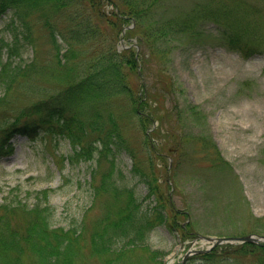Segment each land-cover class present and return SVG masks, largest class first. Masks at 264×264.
<instances>
[{"label":"rangeland","instance_id":"374dc122","mask_svg":"<svg viewBox=\"0 0 264 264\" xmlns=\"http://www.w3.org/2000/svg\"><path fill=\"white\" fill-rule=\"evenodd\" d=\"M158 3L140 24L129 20L132 27L128 36L126 26L118 35H112L110 24L104 21L102 25L106 34L103 40L115 36L119 48L129 45L134 49L137 72H132L130 81L136 96L142 89L141 95L147 101L144 108L148 106L156 116L153 130L149 122L142 124L132 112L127 96L107 100L105 106L120 121L128 146L135 154L133 159L125 150L116 153L115 168L124 174L117 182L133 190L141 200L140 210L149 212L152 218L157 201L153 194L147 198L145 185L133 173L137 159L144 170L152 165L155 185L166 201L162 211L170 219L169 228L154 221L148 226L143 242L147 247L126 245L125 248H132L125 255L130 264H180L188 250L208 245L193 240L198 234L264 235V0ZM238 6L236 14L240 21L234 22L233 14H227L225 9ZM101 9L109 13L110 6L101 4ZM208 11L219 23L208 17ZM11 19L8 10L0 15V38L7 42H11ZM159 19L181 26L188 21L190 25L185 31L150 37L153 22ZM36 26L35 23V50L27 47L18 59L17 55L12 58L22 63L34 62L45 70V84L52 94L54 60L53 64L41 65L52 59L51 44L47 31ZM244 40L256 48L244 51ZM7 51V47L0 50V60ZM35 98L33 92L13 87L0 107V116L10 117ZM159 119L163 120L160 126ZM192 131L211 141L202 145H196L195 138L182 144L178 141L181 134ZM9 140L11 150L0 155V203L8 198L31 205L41 190L48 189L52 224L68 228L83 219L85 231H89L104 209L102 196L93 200L91 184L97 181L107 162L100 160L98 166L94 159L70 162L68 140L54 135L31 140L16 134ZM210 143L223 160L221 166L211 157L207 160L205 151ZM150 144L155 148L152 151ZM177 144L179 153H172L170 148ZM238 248L233 244L219 253L227 255V264H261L260 253L241 252ZM82 263L99 261L86 256ZM184 264L214 263L189 254Z\"/></svg>","mask_w":264,"mask_h":264},{"label":"trees","instance_id":"16d2710c","mask_svg":"<svg viewBox=\"0 0 264 264\" xmlns=\"http://www.w3.org/2000/svg\"><path fill=\"white\" fill-rule=\"evenodd\" d=\"M159 1L0 0V15L8 10L12 16L9 24L12 27L11 42L0 38V50L3 47L8 49L6 57L0 60V88L3 90L0 107L7 101L13 87L36 95L32 102L23 105L10 117L0 116V155L11 150L9 138L14 134H24L32 140L54 135L68 140L70 162L94 159L97 166L100 160L107 162L97 181L91 184L93 200L102 196L104 209L92 222L89 231H85L83 219L68 228L52 224L53 207L49 203L48 189L41 190V195L37 194L31 205L5 198L0 203V264H85L82 262L86 256L97 258L99 264H130L125 257L132 249L125 248L128 243L145 245L147 228L153 221L154 224L164 223L169 228L170 219L162 211L166 201L155 185L152 165H149L148 171L141 168L138 159V163L133 165L134 175L145 185L147 198L153 194L157 201L152 218L149 212L140 210L141 200L133 190L126 184H118L117 179L124 174L120 168H115L116 153L125 150L133 159L135 154L128 146L120 121L105 106L111 97L127 96L131 100L132 112L142 124L149 122L152 125L156 121L149 107L144 108L147 101L141 95L142 89L136 96L130 81L132 72H137L134 49L129 46L119 48L115 36L109 41L103 40L106 34L102 25L104 21L109 23L112 35L117 32L118 35L129 20L135 25L140 24L146 15L154 11ZM101 4L110 6L109 13L101 9ZM239 8L225 9L227 14H233L234 22L240 21L236 14ZM207 15L213 22L219 23L213 13L208 11ZM165 21L172 20L153 22L150 37H165L171 32L185 31L190 25L188 21L183 26ZM35 23L47 31L51 44L52 59L41 65L53 64L54 60L55 72L51 71V84L55 91L52 94L49 93L51 88L45 84V70H40L34 62L22 63L12 58L17 55L18 59L27 47L35 50ZM125 34L128 36L129 28ZM91 44L92 47H89ZM243 47L244 51L256 48L246 41ZM178 116L176 114L177 122ZM162 123L163 120L159 119V126ZM193 138L196 145L211 141L204 134H194L193 131L181 134L178 141L182 144ZM148 148L150 151L155 149L151 144ZM170 151L179 153V144L172 146ZM205 154L207 160L211 157L216 165L223 163L211 143ZM235 245L241 252L260 253L263 256L261 264L264 263V244L242 242ZM232 247L233 244L224 243L194 255L214 264H227L229 258L219 252Z\"/></svg>","mask_w":264,"mask_h":264},{"label":"water","instance_id":"95a60500","mask_svg":"<svg viewBox=\"0 0 264 264\" xmlns=\"http://www.w3.org/2000/svg\"><path fill=\"white\" fill-rule=\"evenodd\" d=\"M201 239H205L206 241L210 242V248L221 243V242H236V241H252V242H264V235H254V234H247L243 236H220V237H209V236H199ZM209 248H206L205 250L202 249H197L193 250L195 252H201V251H206ZM189 254L187 252L183 259L181 264L184 263L185 257Z\"/></svg>","mask_w":264,"mask_h":264}]
</instances>
